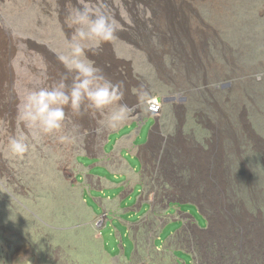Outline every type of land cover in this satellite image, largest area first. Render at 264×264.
Returning a JSON list of instances; mask_svg holds the SVG:
<instances>
[{
	"label": "rangeland",
	"instance_id": "1",
	"mask_svg": "<svg viewBox=\"0 0 264 264\" xmlns=\"http://www.w3.org/2000/svg\"><path fill=\"white\" fill-rule=\"evenodd\" d=\"M84 3L118 25L86 55L123 83L133 111L111 130L66 108L61 134L76 139L60 143L17 110L65 72L66 0H0V264H207L206 252L264 264V0ZM115 44L134 57L111 54ZM150 97L162 104L151 134ZM13 135L27 138L22 158L7 149ZM113 152L138 174L102 165ZM186 242L196 258L177 248Z\"/></svg>",
	"mask_w": 264,
	"mask_h": 264
},
{
	"label": "clouds",
	"instance_id": "2",
	"mask_svg": "<svg viewBox=\"0 0 264 264\" xmlns=\"http://www.w3.org/2000/svg\"><path fill=\"white\" fill-rule=\"evenodd\" d=\"M63 22L71 30L66 51L57 55L65 72L51 88L30 90L18 105L17 118L27 129L54 135L60 143H73L74 135L61 134L66 108L75 116L99 114L102 127L111 130L127 123L133 108L123 102V83L109 80L86 55L115 39L118 25L113 17L102 7L90 8L84 0H66ZM254 79L264 81V72L254 73ZM26 141L23 135L9 136L7 149L12 156L22 158L29 148Z\"/></svg>",
	"mask_w": 264,
	"mask_h": 264
},
{
	"label": "flooded vegetation",
	"instance_id": "3",
	"mask_svg": "<svg viewBox=\"0 0 264 264\" xmlns=\"http://www.w3.org/2000/svg\"><path fill=\"white\" fill-rule=\"evenodd\" d=\"M151 1V0H150ZM154 2H155V0H153ZM156 3V2H155ZM157 4V3H156ZM11 12H12V15H13V18H15V20H17V22L15 23V25H19V24H17L18 22H20L21 23V21L23 22V16L22 17H18V16H16L17 14H16V12L17 11H14L12 8H11ZM16 14V15H15ZM27 15H29V14H26L25 16H27ZM15 16V17H14ZM47 25V24H46ZM50 29V27H48V25L47 26H45L44 27V38H48L49 36H48V34H49V30ZM242 31H243V28H242ZM242 31L240 32V33H242ZM257 34V33H256ZM241 36H244L243 34H240V37ZM241 41H243V37H241V38H239ZM238 39V40H239ZM244 42V41H243ZM243 44V43H242ZM246 45V44H245ZM109 46V45H108ZM110 47V46H109ZM246 48V47H245ZM110 49H111V54H115V53H118L119 55H125V56H132V57H134L133 56V54H132V51H130L129 49H127V48H125L123 45H116V48L114 49V51H113V49L110 47ZM123 53V54H122ZM139 59V58H138ZM259 101H261L262 102V100L261 99H258ZM254 117V116H253ZM252 117V118H253ZM251 118V119H252ZM253 121V120H252ZM254 121H255V118H254ZM139 156V155H138ZM140 157V159H141V156H139ZM141 162H142V164H143V161H142V159H141ZM143 167H144V164H143ZM194 203V202H193ZM171 205V204H170ZM198 205V204H197ZM199 206V205H198ZM202 211V210H201ZM208 219V218H207ZM209 220V219H208ZM209 223H211L210 222V220H209ZM209 223H207L208 224V228H209ZM196 227L198 228V231H193V233L194 234H196V233H204L206 230H208V229H202V228H199L197 225H196ZM202 237V236H201ZM201 237H199V238H201ZM182 241V240H181ZM187 241V240H186ZM199 241H204V238H201ZM179 243H180V241H179ZM178 245H180L179 247H177V248H180V251L181 252H183V250L184 251H187V252H190V250H185L183 247H190L191 245L189 244V242L187 243L186 242V244L184 243H182V244H178ZM190 253H192L193 254V256H194V258H196V256H195V254H194V252L192 251V252H190ZM208 252H206L205 253V255H203V257H204V259L205 260H207V264H218V261L216 262V263H214L213 262V259L214 258H216L215 256H213L212 255V252L210 253V254H207ZM218 258H221L220 256L218 257ZM217 260V259H216Z\"/></svg>",
	"mask_w": 264,
	"mask_h": 264
},
{
	"label": "crops",
	"instance_id": "4",
	"mask_svg": "<svg viewBox=\"0 0 264 264\" xmlns=\"http://www.w3.org/2000/svg\"><path fill=\"white\" fill-rule=\"evenodd\" d=\"M56 74V72L54 73ZM109 73H107V75H105L108 79L111 78L108 76ZM56 76L58 77V79H60L61 77H59V75L56 74ZM109 155V154H108ZM111 157V158H110ZM102 165L107 166L108 168H110L112 170V167L114 166H120V167H124V169L131 175H136L138 174L135 169H131V167H129V165L126 163V161L121 157V155L117 154L116 152H113L112 154H110L109 156H107L106 158H104V160L101 163ZM112 171H116V170H112ZM127 174V173H126ZM128 175V174H127Z\"/></svg>",
	"mask_w": 264,
	"mask_h": 264
},
{
	"label": "bare ground",
	"instance_id": "5",
	"mask_svg": "<svg viewBox=\"0 0 264 264\" xmlns=\"http://www.w3.org/2000/svg\"><path fill=\"white\" fill-rule=\"evenodd\" d=\"M155 2L157 4H161L163 9L166 11H169L168 9H170L169 7V3H170V0H155ZM12 7V6H11ZM171 12V11H170ZM16 15V14H15ZM17 16V15H16ZM15 17V16H14ZM14 25V24H13ZM20 28H21V25L19 24ZM49 27V26H48ZM16 28V27H15ZM25 29V28H23ZM21 30V29H20ZM34 33V32H33ZM49 36V35H48ZM5 64V63H4ZM4 78H7V73L5 72V70L3 69V64L1 65L0 67V82H2L4 80Z\"/></svg>",
	"mask_w": 264,
	"mask_h": 264
},
{
	"label": "built area",
	"instance_id": "6",
	"mask_svg": "<svg viewBox=\"0 0 264 264\" xmlns=\"http://www.w3.org/2000/svg\"><path fill=\"white\" fill-rule=\"evenodd\" d=\"M147 104L149 112L155 114L161 111L162 104L159 101L158 97L148 99Z\"/></svg>",
	"mask_w": 264,
	"mask_h": 264
},
{
	"label": "water",
	"instance_id": "7",
	"mask_svg": "<svg viewBox=\"0 0 264 264\" xmlns=\"http://www.w3.org/2000/svg\"><path fill=\"white\" fill-rule=\"evenodd\" d=\"M116 43V42H115ZM116 45V44H115ZM115 45H114V47H113V45H112V49H113V51H114V49L116 48L115 47ZM121 60V59H120ZM122 62H124V63H126V64H130V62H125L124 60H122ZM153 116V115H152ZM154 117V119H155V124L153 125V127L151 128V131H150V134H151V132H152V130L154 129V128H156V129H158L159 128V122H158V118L156 117V116H153ZM148 141V143L144 146V147H146V146H148L149 145V143H150V136H149V139L147 140ZM178 202H182V201H178Z\"/></svg>",
	"mask_w": 264,
	"mask_h": 264
}]
</instances>
